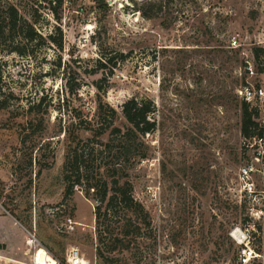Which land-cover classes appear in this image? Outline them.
Segmentation results:
<instances>
[{"label": "rangeland", "instance_id": "374dc122", "mask_svg": "<svg viewBox=\"0 0 264 264\" xmlns=\"http://www.w3.org/2000/svg\"><path fill=\"white\" fill-rule=\"evenodd\" d=\"M0 26V264H34L42 248L56 264L71 248L102 263L93 201L80 188L65 196L61 133L97 123L98 93L123 129L127 100L156 107L158 129L142 139L148 157L129 170L156 233L136 252L140 264H234L229 233L244 217L237 175L248 156L237 90L258 84L243 52L254 61L264 0H0ZM31 29L41 39L30 41ZM56 30L62 48L48 40ZM252 108L264 127V103ZM131 255L116 254L134 264Z\"/></svg>", "mask_w": 264, "mask_h": 264}, {"label": "trees", "instance_id": "16d2710c", "mask_svg": "<svg viewBox=\"0 0 264 264\" xmlns=\"http://www.w3.org/2000/svg\"><path fill=\"white\" fill-rule=\"evenodd\" d=\"M14 13L9 17L8 35L15 30L17 18ZM5 30L0 26V38L6 35ZM58 32L56 30L49 35L48 40L62 48L63 37L59 32L60 37L57 38ZM28 37L32 42L41 39L32 29ZM252 54L255 64L259 66L264 51L255 47ZM110 62L111 59L104 57L95 69L102 70ZM75 87L76 85L68 83L69 92H74ZM228 98L230 103L238 102L232 95ZM96 102L98 120L95 125L85 123L84 126L78 125L76 129L75 125H69L61 131L70 142L62 171L65 196L69 198L75 188H80L85 197L93 201L96 256L103 264H129L116 256L117 253L122 255L125 252H131L134 264H140L136 252H141L143 243L152 240L151 235L156 233L150 213L134 196L129 170L138 160L141 162L148 157L142 139L158 129L157 119L153 117L156 107L151 101L144 99L127 100L122 106L125 120L123 129L115 126L117 112L104 101L103 94L98 93ZM239 108L242 138L263 135L264 127L258 123L259 111L243 100L240 101ZM106 120H111L113 124L105 125ZM82 133H91L93 138L85 139L81 136ZM104 137H107L106 141L102 140ZM242 213L244 216V209Z\"/></svg>", "mask_w": 264, "mask_h": 264}, {"label": "built area", "instance_id": "2783aa9c", "mask_svg": "<svg viewBox=\"0 0 264 264\" xmlns=\"http://www.w3.org/2000/svg\"><path fill=\"white\" fill-rule=\"evenodd\" d=\"M264 51V35L256 45ZM236 38L231 41V48H240ZM245 74L249 79L258 80L257 85L247 83L237 90L239 98L249 104L264 103V57L257 66L245 52ZM260 67V68H259ZM262 69V70H261ZM243 147L248 153L246 162L240 166L237 175V192L245 214L229 233L237 247L234 264H264V133L243 140ZM27 242L31 247L41 248L34 235H29ZM67 264H89L78 248L69 249Z\"/></svg>", "mask_w": 264, "mask_h": 264}, {"label": "bare ground", "instance_id": "6f19581e", "mask_svg": "<svg viewBox=\"0 0 264 264\" xmlns=\"http://www.w3.org/2000/svg\"><path fill=\"white\" fill-rule=\"evenodd\" d=\"M31 245V243H28ZM34 264H56L45 249H39L34 256Z\"/></svg>", "mask_w": 264, "mask_h": 264}, {"label": "crops", "instance_id": "0c3cea01", "mask_svg": "<svg viewBox=\"0 0 264 264\" xmlns=\"http://www.w3.org/2000/svg\"><path fill=\"white\" fill-rule=\"evenodd\" d=\"M99 264H102V263H99Z\"/></svg>", "mask_w": 264, "mask_h": 264}]
</instances>
